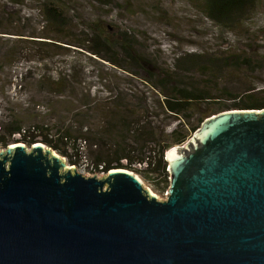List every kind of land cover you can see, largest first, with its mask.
I'll return each mask as SVG.
<instances>
[{
	"label": "water",
	"instance_id": "1",
	"mask_svg": "<svg viewBox=\"0 0 264 264\" xmlns=\"http://www.w3.org/2000/svg\"><path fill=\"white\" fill-rule=\"evenodd\" d=\"M159 200L124 168L0 149V264H264V108L212 114L165 153Z\"/></svg>",
	"mask_w": 264,
	"mask_h": 264
},
{
	"label": "rangeland",
	"instance_id": "2",
	"mask_svg": "<svg viewBox=\"0 0 264 264\" xmlns=\"http://www.w3.org/2000/svg\"><path fill=\"white\" fill-rule=\"evenodd\" d=\"M38 1L0 0V121L8 116L19 117L24 126L55 124L60 118L67 121L73 112L86 110L83 100L90 102L88 106L93 105L97 112V106L103 107L104 103L111 107L109 84L128 94L146 92L150 95V111L153 110L155 100L162 94L150 86L146 88L140 77L126 75L120 70L117 74L99 64L73 59V54L63 56L46 45L36 44L38 41H31L40 40L30 35L39 31L43 23ZM198 4L197 0H113L111 6L101 7L92 0H74L70 7L71 14L77 17L74 26L79 30L87 21L98 23L114 37L124 29L136 34L143 51L154 58L153 71L156 73H160L161 68L169 70L173 59L184 52L231 55V60L236 62L224 65L222 75L211 82L208 75L201 76L203 85L206 90L210 88L213 96L190 105L189 117L183 122L185 128H191L213 114L217 103L227 100L225 91L235 93L249 86H264V0L258 1L237 28H220L202 14ZM14 31L25 35L7 33ZM14 51L17 55H9ZM243 59L250 60L252 65H242ZM80 67L86 70V78L77 85L78 93L72 90L47 92V88L57 90L55 80L59 73L67 74L72 68ZM194 76L200 78L197 74ZM93 114L94 122L101 124V114ZM152 119L156 122L155 117ZM160 121L165 133L170 134L181 120L160 115L156 123ZM192 134L175 146L186 144ZM135 162L131 164L133 170H126L136 174L144 187L159 200L166 199L167 189L162 188V180L159 185L156 182L165 176V172L159 171L158 175V172L150 170V161L146 159Z\"/></svg>",
	"mask_w": 264,
	"mask_h": 264
},
{
	"label": "trees",
	"instance_id": "3",
	"mask_svg": "<svg viewBox=\"0 0 264 264\" xmlns=\"http://www.w3.org/2000/svg\"><path fill=\"white\" fill-rule=\"evenodd\" d=\"M73 1L39 0L38 11L43 22L42 27L30 36L40 40H30L38 41L35 43L46 45L48 49L63 56L73 54V59L99 64L117 74V70H120L126 75L140 77L146 88H155L162 97L155 98L153 110L150 111V95L146 92L128 94L117 90L118 86L114 88L106 84L111 107L104 103L103 107L97 106V112L93 105L88 106L90 102L83 100L84 105H87L85 111L73 112L67 121L56 119L55 124L36 123L24 126L19 117H6L0 121V147L4 148L13 142H23L30 147L36 142H41L66 157L70 164H74L72 157L79 154V142L84 140L85 156L89 162L101 164L103 171L107 172L112 168L133 170L131 164L134 161L139 163L146 159L150 161V170L158 172V175L159 171L165 172V176L156 182L159 185L162 180V188L167 189L169 179L165 153L169 148L183 143L205 119H201L196 126L185 128L183 120L189 117L190 105L213 96L210 88L206 90L201 76L208 75V81L211 82L222 75L224 65L236 61L231 60V55L184 52L173 59L169 70L161 68L160 73H156L153 71L154 58L143 51L133 32L124 29L114 37L98 23L86 21L80 30L74 26L77 17L71 14L70 4ZM92 1L101 7H109L113 3V0ZM197 1L202 14L217 26L237 28L259 0ZM7 33L25 35L21 31ZM15 51L9 52V55H17ZM240 63L252 65L248 59H243ZM85 71L80 67L72 68L67 74L59 73L55 80L57 90L47 88V92L52 94L56 91L72 90L78 93L80 89L77 85L84 82ZM193 74L199 75L200 78ZM224 96L227 100L217 103L213 114L230 109L264 108V86H249L235 93L225 91ZM93 112L101 114V124L94 122ZM160 115L165 118L174 116L181 121L170 134H166L165 128L160 126L161 121L156 123ZM152 117L156 118V122ZM22 129L25 133H22L20 138L13 136ZM144 177H147L146 174Z\"/></svg>",
	"mask_w": 264,
	"mask_h": 264
},
{
	"label": "built area",
	"instance_id": "4",
	"mask_svg": "<svg viewBox=\"0 0 264 264\" xmlns=\"http://www.w3.org/2000/svg\"><path fill=\"white\" fill-rule=\"evenodd\" d=\"M22 133H25V130L22 129L21 132L15 133L13 136L14 137H19L22 135ZM84 149H85V141H80L79 142V151L78 155H74L72 158L75 160V163L73 164L76 166L77 170L86 174V175H103L106 172L103 171V167L101 164L95 165L87 159V157L84 154ZM140 165V164H138Z\"/></svg>",
	"mask_w": 264,
	"mask_h": 264
}]
</instances>
